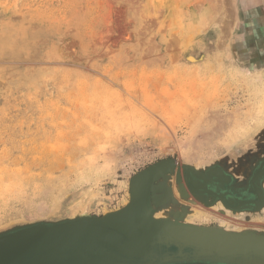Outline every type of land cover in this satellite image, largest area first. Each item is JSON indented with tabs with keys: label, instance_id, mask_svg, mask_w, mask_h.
<instances>
[{
	"label": "rangeland",
	"instance_id": "rangeland-1",
	"mask_svg": "<svg viewBox=\"0 0 264 264\" xmlns=\"http://www.w3.org/2000/svg\"><path fill=\"white\" fill-rule=\"evenodd\" d=\"M0 167V237L132 208L171 264H264L179 240L264 241V0H0Z\"/></svg>",
	"mask_w": 264,
	"mask_h": 264
},
{
	"label": "water",
	"instance_id": "water-1",
	"mask_svg": "<svg viewBox=\"0 0 264 264\" xmlns=\"http://www.w3.org/2000/svg\"><path fill=\"white\" fill-rule=\"evenodd\" d=\"M154 170V169H152ZM151 170L141 174L139 177L134 178L133 187H135L136 182H139L145 177L147 173ZM132 208L125 209L123 212H117L105 216L102 220V224L105 227H112L116 230L113 234L109 233L106 229L97 228V227H88L82 222H73L70 224L63 225H54L50 227L45 226H29L21 228L12 233L6 234L5 236L0 237V257L3 255H8L10 252L16 251L19 248L26 251V255L20 257V261H11L14 263H1V264H63L60 260L63 258H79L86 257L88 255H93L96 253L102 252L101 249H104V245L112 246L117 251L123 255H128L130 258L138 255L140 249H137L133 252H127L125 245H129L130 241L138 242L139 244H146L150 241V235L145 233L142 236L139 231H136V226L132 219ZM120 220L124 223V227L119 226L115 221ZM77 231V232H75ZM81 231H87L92 234V243L93 246L98 249L88 250L84 249L82 246L78 248V251H71L73 244L68 240L66 242L51 243V244H36L30 245L26 248H23L22 245L27 244L30 238L38 236H60V235H69L71 233H80ZM78 233V234H79ZM123 235L129 237V241H123ZM160 235V234H159ZM116 240V242L114 241ZM182 243L186 245H191L198 249V256H218L220 258H233L236 256H255L264 261V241L253 239L250 237H241L234 236L229 234H216L215 232H201V231H190L186 230L183 233V236L179 238ZM124 243H123V242ZM229 243L235 242L242 246H237L235 248L224 249L221 247V242ZM27 246V245H26ZM102 249V250H103Z\"/></svg>",
	"mask_w": 264,
	"mask_h": 264
},
{
	"label": "flooded vegetation",
	"instance_id": "flooded-vegetation-1",
	"mask_svg": "<svg viewBox=\"0 0 264 264\" xmlns=\"http://www.w3.org/2000/svg\"><path fill=\"white\" fill-rule=\"evenodd\" d=\"M199 192H201V191H199ZM149 214H151V212H149ZM153 215L156 217L157 216L161 217L157 214H153ZM179 220H176L175 222L178 223ZM137 221H135L134 224H138V223H136ZM146 224L148 226L151 225L149 222H146ZM163 230H165V229H163ZM115 231L116 230H114L111 227L109 230V233L113 234ZM154 231L155 232H153V233H155V234H157V233L162 234V232H163L160 230V231H157V233H156L155 229H154ZM143 232L144 233H142V236L145 235V231H143ZM78 233H71L69 235H66L70 239H73V238H74L73 240L77 239L76 242L75 241L73 242L72 240L70 241V243L74 245V246H72V248L78 250V248L82 246L84 249L86 248V249L92 250V251L98 249L97 246L96 247L93 246L92 242H91L92 245H88V243H86L80 237V235L87 233V231H81L79 234ZM146 233H148V232H146ZM114 241H116V240H114ZM123 241H129V237H126L125 235H123ZM146 245H148V246H145L143 244H139L138 249H140L141 251H140L139 255L132 257V258H130L128 255H123L122 253L117 251L112 246H107V245H104V249L99 248V249H101L102 252L96 253L93 255H88V256L92 259L93 258L99 259L100 261H103L104 264H167V263L171 264L174 262L173 260H175V257L176 258L179 257L178 254L175 256V254L173 252H171L172 250H176L175 247L169 246L170 243H168V244L164 243L162 236L159 239H157V238L152 239V240L150 239L149 243H146ZM74 249H71V250L75 251ZM78 251H80V250H78ZM180 251H181L180 255H181L182 261L189 260L188 259L189 257H186V255L184 254V252H185L184 249L180 248Z\"/></svg>",
	"mask_w": 264,
	"mask_h": 264
},
{
	"label": "bare ground",
	"instance_id": "bare-ground-1",
	"mask_svg": "<svg viewBox=\"0 0 264 264\" xmlns=\"http://www.w3.org/2000/svg\"><path fill=\"white\" fill-rule=\"evenodd\" d=\"M232 74V73H231ZM216 78V77H215ZM114 96H116L115 94H113ZM100 97H102V96H100ZM107 98V97H106ZM100 99H102V98H100ZM98 100H99V98H98ZM120 103H121V101H119ZM97 104V103H96ZM99 109V108H98ZM99 110H102V109H99ZM105 110V108L103 109V111ZM93 112V111H92ZM95 112V111H94ZM93 112V113H94ZM108 112V111H107ZM107 112H105V113H102L101 114V116H99V117H104V115H106L107 114ZM97 113V112H96ZM100 113H101V111H100ZM99 113V114H100ZM109 113V112H108ZM98 113H97V115H99ZM93 117V116H92ZM105 118V117H104ZM107 118V117H106ZM96 128V127H95ZM97 129H98V127L96 128V131H97ZM101 131V130H100ZM99 132V131H98ZM93 133V132H92ZM98 134V133H97ZM85 139V138H84ZM95 139V138H94ZM48 146H50V145H48ZM35 149H36V147H35ZM34 158V157H33ZM32 158V159H33ZM1 168V167H0ZM4 168V167H3ZM21 168V167H20ZM23 169V168H22ZM2 175V174H1ZM0 177H3V176H0ZM11 178V177H10ZM19 180V179H18ZM16 181V180H15ZM14 184V183H13ZM12 184V185H13ZM16 184V183H15ZM14 187H15V185H14ZM8 190V189H7ZM3 192V191H2ZM7 192V191H6ZM204 212V211H203ZM201 217V216H200ZM206 217H208V216H206ZM80 237L86 242V243H88V245H92L91 244V242H92V234H90L89 232H87V233H85V234H83V235H80ZM74 239V238H73ZM73 239H70L68 236H66V235H60V236H51V238L49 237V236H38V237H34V238H30L29 239V242L27 243V244H23L22 245V247L23 248H26V247H28V246H30V245H33L34 243H36V244H45V243H47V244H51V243H53V242H57V243H59V242H66V240H68L69 242L72 240L73 242L75 241H77V239L76 240H73ZM116 242V241H115ZM224 241H222L221 242V247L222 248H226V249H229V248H235V247H237V246H242V245H240V244H237V243H235V242H229V243H223ZM138 242H136L135 243V240L134 241H130V244L129 245H125V248L127 249V252H133V251H136L138 248H137V244ZM27 245V246H26ZM26 253V251L25 250H22V248H19L18 250H16V251H13V252H10V254H8V255H3L2 257H0V264L1 263H4L6 260V262L5 263H8V261L10 262V263H14V262H11V261H20L21 260V258L20 257H22V256H24V255H26L25 254Z\"/></svg>",
	"mask_w": 264,
	"mask_h": 264
}]
</instances>
